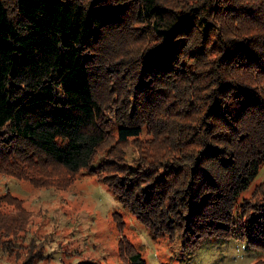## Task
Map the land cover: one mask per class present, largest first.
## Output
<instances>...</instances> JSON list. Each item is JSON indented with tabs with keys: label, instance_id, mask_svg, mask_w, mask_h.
Returning a JSON list of instances; mask_svg holds the SVG:
<instances>
[{
	"label": "trees",
	"instance_id": "16d2710c",
	"mask_svg": "<svg viewBox=\"0 0 264 264\" xmlns=\"http://www.w3.org/2000/svg\"><path fill=\"white\" fill-rule=\"evenodd\" d=\"M263 164L264 0H0L1 172L88 171L153 235L264 252Z\"/></svg>",
	"mask_w": 264,
	"mask_h": 264
},
{
	"label": "rangeland",
	"instance_id": "374dc122",
	"mask_svg": "<svg viewBox=\"0 0 264 264\" xmlns=\"http://www.w3.org/2000/svg\"><path fill=\"white\" fill-rule=\"evenodd\" d=\"M127 152L132 163L136 150ZM62 180L34 186L0 171V214L15 227L0 237V264H117L131 245L148 264H264V252L236 236L206 238L189 251L184 235H153L94 173ZM263 180L264 164L241 196Z\"/></svg>",
	"mask_w": 264,
	"mask_h": 264
}]
</instances>
